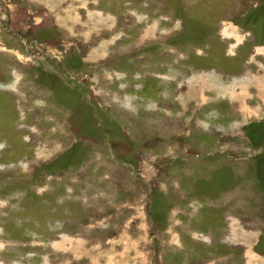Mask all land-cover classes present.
I'll list each match as a JSON object with an SVG mask.
<instances>
[{
	"label": "rangeland",
	"instance_id": "obj_1",
	"mask_svg": "<svg viewBox=\"0 0 264 264\" xmlns=\"http://www.w3.org/2000/svg\"><path fill=\"white\" fill-rule=\"evenodd\" d=\"M0 264H264V0H0Z\"/></svg>",
	"mask_w": 264,
	"mask_h": 264
}]
</instances>
